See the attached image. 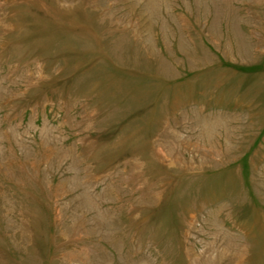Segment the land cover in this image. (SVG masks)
<instances>
[{"label": "rangeland", "instance_id": "rangeland-1", "mask_svg": "<svg viewBox=\"0 0 264 264\" xmlns=\"http://www.w3.org/2000/svg\"><path fill=\"white\" fill-rule=\"evenodd\" d=\"M0 264H264V0H0Z\"/></svg>", "mask_w": 264, "mask_h": 264}]
</instances>
